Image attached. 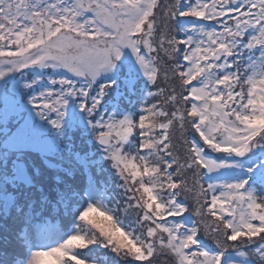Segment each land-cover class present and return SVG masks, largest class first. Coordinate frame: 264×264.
<instances>
[{"label": "snow or ice", "instance_id": "snow-or-ice-1", "mask_svg": "<svg viewBox=\"0 0 264 264\" xmlns=\"http://www.w3.org/2000/svg\"><path fill=\"white\" fill-rule=\"evenodd\" d=\"M0 264H264V0H0Z\"/></svg>", "mask_w": 264, "mask_h": 264}, {"label": "rangeland", "instance_id": "rangeland-1", "mask_svg": "<svg viewBox=\"0 0 264 264\" xmlns=\"http://www.w3.org/2000/svg\"><path fill=\"white\" fill-rule=\"evenodd\" d=\"M0 234H4L2 231H0ZM1 240H2V238H0ZM2 242H3V240H2ZM3 249V244H0V250H2Z\"/></svg>", "mask_w": 264, "mask_h": 264}, {"label": "trees", "instance_id": "trees-1", "mask_svg": "<svg viewBox=\"0 0 264 264\" xmlns=\"http://www.w3.org/2000/svg\"><path fill=\"white\" fill-rule=\"evenodd\" d=\"M3 235L4 234H0V238H2V240H3ZM2 240L0 239V244H3Z\"/></svg>", "mask_w": 264, "mask_h": 264}]
</instances>
